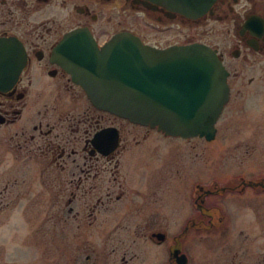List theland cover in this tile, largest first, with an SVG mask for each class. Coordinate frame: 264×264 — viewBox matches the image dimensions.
I'll list each match as a JSON object with an SVG mask.
<instances>
[{
  "label": "flooded vegetation",
  "instance_id": "obj_1",
  "mask_svg": "<svg viewBox=\"0 0 264 264\" xmlns=\"http://www.w3.org/2000/svg\"><path fill=\"white\" fill-rule=\"evenodd\" d=\"M81 30L99 48L128 33L215 51L229 95L213 135L97 107L57 57ZM0 41L18 53L0 77V264L49 243L55 264H264V0L194 15L187 0H0ZM194 142L212 158H187Z\"/></svg>",
  "mask_w": 264,
  "mask_h": 264
},
{
  "label": "water",
  "instance_id": "obj_2",
  "mask_svg": "<svg viewBox=\"0 0 264 264\" xmlns=\"http://www.w3.org/2000/svg\"><path fill=\"white\" fill-rule=\"evenodd\" d=\"M214 1L187 0L188 14L205 13ZM13 46L0 41V77L13 70ZM57 57L97 107L171 135L210 138L228 100V73L204 45L158 50L123 33L99 48L81 30L63 40Z\"/></svg>",
  "mask_w": 264,
  "mask_h": 264
},
{
  "label": "rangeland",
  "instance_id": "obj_3",
  "mask_svg": "<svg viewBox=\"0 0 264 264\" xmlns=\"http://www.w3.org/2000/svg\"><path fill=\"white\" fill-rule=\"evenodd\" d=\"M147 23H149V22H147ZM146 22H144V20L142 19V21H141V19H140V27H139V34L141 35V36H144L148 41H152V36H151V30H150V27H149V24H147ZM214 28H216L217 30H222L223 29V25L222 24H216V25H214ZM174 150H179V147H178V145H176L174 148H173ZM180 149H181V151L183 150V146H181L180 147ZM203 152V154L206 156V157H209V158H212V150H211V148H209V149H205L203 146H200L199 144L197 145V143H192V144H188L187 146H186V152L184 153L185 154V156H187V158H189L190 160L191 159H193V158H195L196 157V155L198 154V153H202ZM167 155V154H166ZM165 155V156H166ZM135 181H137V178L135 177ZM173 194V193H172ZM129 203V202H128ZM129 206H130V203H129V205H128V208H129ZM118 210H121V207L119 206V208H118ZM121 211H123V212H121V213H125V212H127V209L126 208H124V209H122ZM48 214H52V213H42V214H38L40 217H43L44 216V219L46 218V216L48 217ZM131 218V217H130ZM27 220L28 221H30V220H32V221H35V222H37V221H39V220H41V218L39 219V220H37L36 218H35V216L34 215H32V214H29V216L27 217ZM113 230V226H111V227H108V232H110V231H112ZM31 236V235H30ZM1 238H2V236H1ZM1 240H3V238L1 239ZM30 241V240H29ZM49 242H50V240H49ZM53 244L52 243H49L48 245H46V246H44V248H43V250L42 251H46L45 253L43 252L42 254H41V256L39 255V254H36L37 253V250H35L34 248H35V246H34V244H29L28 245V247H26L27 248V252H26V255H27V259H26V263L27 264H36L37 262H38V260H40L41 258H43L44 257V260L48 263V264H55L54 262H56V261H54L53 262V258H52V256H53V251H54V247L52 246ZM34 247V248H33ZM109 248H111V245L109 246ZM40 249V248H39ZM41 251V252H42ZM62 254V253H61ZM13 259V258H12ZM36 259H38L37 261H36ZM83 259V258H82ZM54 260H55V258H54ZM25 261V260H24ZM23 261V262H24ZM83 260H81L80 262H82ZM84 262V261H83ZM11 264H15V262L14 261H11Z\"/></svg>",
  "mask_w": 264,
  "mask_h": 264
}]
</instances>
